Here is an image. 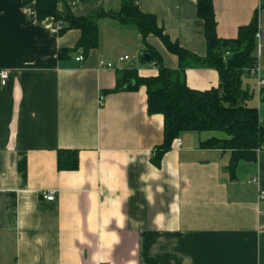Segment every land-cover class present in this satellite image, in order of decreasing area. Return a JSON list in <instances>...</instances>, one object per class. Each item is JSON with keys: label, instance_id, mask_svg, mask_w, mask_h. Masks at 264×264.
<instances>
[{"label": "crops", "instance_id": "crops-1", "mask_svg": "<svg viewBox=\"0 0 264 264\" xmlns=\"http://www.w3.org/2000/svg\"><path fill=\"white\" fill-rule=\"evenodd\" d=\"M137 3L172 40L206 56L197 0ZM213 3L226 40L259 11L264 77V0ZM67 7L93 17L119 12L121 0H63ZM97 25L98 47L78 62L79 30L38 21L35 3L0 0V72L9 74L5 84L0 77V264H264V150L255 162L241 161L232 178L229 152L200 147L214 136L184 133L182 146L174 141L156 166L164 117L149 114L145 86L112 90L126 68L142 78L159 74L141 59L147 46L166 68L177 70L179 60L159 38L143 42L135 24L106 15ZM125 55L130 60L117 63ZM100 61L117 66L100 68ZM250 78L248 106L264 127V87ZM186 83L217 88L219 73L191 67ZM59 150L77 151L79 168L59 170ZM48 192L53 201L44 199Z\"/></svg>", "mask_w": 264, "mask_h": 264}, {"label": "trees", "instance_id": "trees-1", "mask_svg": "<svg viewBox=\"0 0 264 264\" xmlns=\"http://www.w3.org/2000/svg\"><path fill=\"white\" fill-rule=\"evenodd\" d=\"M25 4L35 3L38 21L52 18L62 23L60 32L77 29L80 38L72 51H82L85 56L99 45L97 20L110 15L123 25L135 24L146 42L149 36L159 38L167 50L179 60L177 70L166 68L161 56L153 47L147 46L150 62L156 63L159 74L142 78L135 67L121 72L117 86L112 92L127 88L147 89L148 112L164 117V139L153 151L152 163L160 166L161 160L173 146L174 141L184 133L213 132L225 135L220 139L212 137L200 143L202 149H215L223 145V151L230 153L229 172L236 177L241 161H257L258 152L264 150V127L257 108L248 106L253 94L244 88V78L251 76V69L258 62L259 11H256L248 25L239 28L238 37L232 40L219 38L213 0H197L198 17L204 23L207 54L197 56L184 49L170 38L160 26L156 16L140 11L138 0H121L117 13H102L93 17H76L71 9L61 8L63 0H23ZM68 51H60V57ZM146 61L145 58H141ZM191 67L213 68L219 73L217 88L207 91L191 89L186 83V70ZM264 100V98H263ZM79 168V156L75 150L58 151V169L74 171Z\"/></svg>", "mask_w": 264, "mask_h": 264}, {"label": "built area", "instance_id": "built-area-1", "mask_svg": "<svg viewBox=\"0 0 264 264\" xmlns=\"http://www.w3.org/2000/svg\"><path fill=\"white\" fill-rule=\"evenodd\" d=\"M59 25H60L59 28H61V23ZM257 38H258V40L260 42L261 41V33L260 32L257 34ZM84 59H85V56H84L83 53H80L76 57V60L78 62H83ZM129 60H130V57L128 55H125V56L119 57L117 63L123 64V63H125V62H127ZM117 63L100 61L99 62V67L100 68H105V69H114V68H116ZM151 66L153 68H157L158 69L156 63H154V62H151ZM251 75L256 78L257 88L259 90H261L264 87V77H262L261 74H260V70H259V67H258V63H257V65L254 68L251 69ZM0 77L2 79V83L5 84L6 80L9 77V74H8V72L2 71V72H0ZM103 100H104L103 96H100V104H103ZM175 144L177 145V147L182 146V144H183L182 139L181 138H177L175 140ZM254 181H255V179H254ZM43 197H44V199H46L48 201H53L54 198H55L53 192H48L46 194L44 193Z\"/></svg>", "mask_w": 264, "mask_h": 264}, {"label": "rangeland", "instance_id": "rangeland-1", "mask_svg": "<svg viewBox=\"0 0 264 264\" xmlns=\"http://www.w3.org/2000/svg\"><path fill=\"white\" fill-rule=\"evenodd\" d=\"M131 53V52H130ZM132 57H136V59L138 58V52L136 51L135 53H131ZM255 84V80L254 79H251L250 77L249 78H244V84ZM198 134H203V136H214V137H217V138H220V139H223L225 138V135L224 134H221V133H213V132H203V133H198ZM183 135V134H182Z\"/></svg>", "mask_w": 264, "mask_h": 264}, {"label": "water", "instance_id": "water-1", "mask_svg": "<svg viewBox=\"0 0 264 264\" xmlns=\"http://www.w3.org/2000/svg\"><path fill=\"white\" fill-rule=\"evenodd\" d=\"M141 55H142V57H144L145 59H147L148 61H150V56H149L148 53H142ZM133 83H134L133 81H129L127 85H130V84H133ZM217 148L218 149H221V150L224 149L223 148V145H219V146H217Z\"/></svg>", "mask_w": 264, "mask_h": 264}, {"label": "bare ground", "instance_id": "bare-ground-1", "mask_svg": "<svg viewBox=\"0 0 264 264\" xmlns=\"http://www.w3.org/2000/svg\"><path fill=\"white\" fill-rule=\"evenodd\" d=\"M61 26H62V23H61ZM259 32H260V31H259ZM257 39H258V38H257ZM258 42H259V40H258ZM259 45H260V42H259ZM259 45H258V46H259Z\"/></svg>", "mask_w": 264, "mask_h": 264}]
</instances>
